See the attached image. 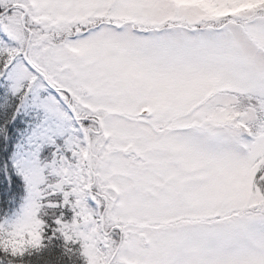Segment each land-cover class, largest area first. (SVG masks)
<instances>
[{
  "label": "snow or ice",
  "instance_id": "6c2138e0",
  "mask_svg": "<svg viewBox=\"0 0 264 264\" xmlns=\"http://www.w3.org/2000/svg\"><path fill=\"white\" fill-rule=\"evenodd\" d=\"M0 264H264V0H0Z\"/></svg>",
  "mask_w": 264,
  "mask_h": 264
}]
</instances>
